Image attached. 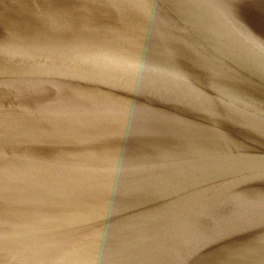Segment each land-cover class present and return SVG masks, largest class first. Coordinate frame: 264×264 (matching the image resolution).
<instances>
[{
	"label": "water",
	"instance_id": "water-1",
	"mask_svg": "<svg viewBox=\"0 0 264 264\" xmlns=\"http://www.w3.org/2000/svg\"><path fill=\"white\" fill-rule=\"evenodd\" d=\"M0 264H264V0H0Z\"/></svg>",
	"mask_w": 264,
	"mask_h": 264
},
{
	"label": "snow or ice",
	"instance_id": "snow-or-ice-1",
	"mask_svg": "<svg viewBox=\"0 0 264 264\" xmlns=\"http://www.w3.org/2000/svg\"><path fill=\"white\" fill-rule=\"evenodd\" d=\"M237 27H239V26L237 25ZM241 31H243V29H241ZM245 34H247V33H245Z\"/></svg>",
	"mask_w": 264,
	"mask_h": 264
}]
</instances>
